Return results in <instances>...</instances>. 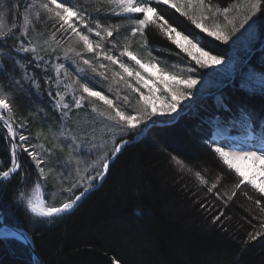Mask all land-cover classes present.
I'll return each mask as SVG.
<instances>
[{
	"label": "snow or ice",
	"instance_id": "6c2138e0",
	"mask_svg": "<svg viewBox=\"0 0 264 264\" xmlns=\"http://www.w3.org/2000/svg\"><path fill=\"white\" fill-rule=\"evenodd\" d=\"M160 6L174 9L201 33L224 44L246 25V34L257 38L258 19L254 18L264 13V0H239L225 7L213 0H16L14 5L0 4V9L7 7V13L14 12L21 21L7 27V13L0 11V127L5 130L4 138L10 145V162L0 167V182H6L0 183V188L17 180V204L24 202L26 214L54 220L70 213L94 182L107 175L111 163L129 142L124 137L142 125L148 126L149 121L175 122L195 104L209 77L225 63L223 56L206 50L200 40L172 25L159 10ZM110 17H118L122 22H112ZM122 29L127 31L123 42L118 39ZM153 29L163 34L179 50L177 55L183 53L191 64L177 72L173 69L179 65L169 67L154 56L149 43V32ZM132 43L144 49L143 55L132 50ZM89 54L96 63L88 58ZM71 64L76 65L74 72L69 70ZM209 68L214 71H201ZM89 71L93 77L88 76ZM109 72L111 81L107 91H115L114 98L95 87L94 77L109 80ZM113 85L117 87L114 89ZM261 92L264 93V77ZM43 93L47 94L46 102L39 100ZM17 94L43 104V108L32 109L35 117L52 125L48 118L51 112L62 126L58 133L49 127L51 147L30 143V136L25 134L28 120H17L15 116ZM97 102H102L104 108H98ZM220 107L229 116L227 120L217 117L218 121L232 129H243L242 139L221 143L210 136L208 143L222 164L234 173L235 183L230 191L220 193L217 189L221 177L209 182L200 172L195 176L208 194L222 199L225 205L243 186H250L258 194L257 207L264 213L260 199L264 198V116H258L246 106L233 112L222 100ZM84 108L104 122V135L111 139V147L94 126H90V135L76 133L73 110ZM42 134L38 133L36 139ZM117 136L120 138L116 139ZM24 154L36 171L34 192L39 193L49 182L55 188L58 182V203L48 204V197L24 191L30 179L21 163ZM176 163L184 167L181 161ZM221 216L223 212L215 215L214 221ZM260 236H264V220L260 230L251 233L248 240L255 241Z\"/></svg>",
	"mask_w": 264,
	"mask_h": 264
},
{
	"label": "trees",
	"instance_id": "16d2710c",
	"mask_svg": "<svg viewBox=\"0 0 264 264\" xmlns=\"http://www.w3.org/2000/svg\"><path fill=\"white\" fill-rule=\"evenodd\" d=\"M217 1L223 6L239 2ZM15 3L16 0H0L5 6ZM159 10L172 25L200 40L206 50L228 57V45L201 33L174 9L160 6ZM0 11L7 13V7ZM256 19L258 37L244 67L262 78L264 13ZM5 23L10 27L21 21L13 12L5 15ZM149 43L153 55L169 67L185 59L181 53L177 55L179 50L161 33L150 30ZM217 96L233 112L246 106L258 116H264L261 90H248L233 81L221 87ZM39 100L46 102L47 94L40 95ZM16 103V119L26 118L29 122L25 134L30 136V143L49 147L48 143L52 142L49 127L57 133L62 130L54 114L48 113L53 121L49 125L32 112L34 107L43 108V104L20 94L16 96ZM228 116L220 104L210 99L187 109L173 123H152L141 129L140 136L136 137L138 130L124 137L129 142L111 163L104 179L96 180L77 206L60 219L47 220L26 214L21 204H17V180H13L8 187L0 188L2 220L29 239L43 264H113V261L119 264H264V236L248 240L251 233L260 230L264 220V213L255 203L258 194L242 187L225 205L222 199L208 194L195 176L200 172L209 182L221 177L217 189L220 193L230 191L234 185V173L222 164L208 143L213 132L211 122L218 121L217 117L227 120ZM77 119L72 115L75 124ZM221 125L232 135L243 134V129ZM40 132L43 134L37 140ZM4 135L0 127V167L10 162V145ZM21 163L30 174L24 190L33 189L37 179L34 166L26 154ZM46 185L50 188L52 183L43 185L48 191ZM260 199L264 206V198ZM219 212L223 216L214 221ZM0 264L39 263L27 245L12 237H0Z\"/></svg>",
	"mask_w": 264,
	"mask_h": 264
},
{
	"label": "rangeland",
	"instance_id": "374dc122",
	"mask_svg": "<svg viewBox=\"0 0 264 264\" xmlns=\"http://www.w3.org/2000/svg\"><path fill=\"white\" fill-rule=\"evenodd\" d=\"M213 3L218 4L220 7L230 6V4H228V5L224 4V6H223L217 0H213ZM104 7H107V6H104ZM91 10L92 9L90 8V11ZM93 14L95 15L96 13L93 12ZM254 19H256V18H254ZM110 20L112 22H122V21H120V18H118V17H110ZM185 20L189 24H191V22L188 19L185 18ZM218 20H219V22L223 23L222 18H218ZM209 23H211V21H209ZM247 27L248 26L246 25L245 29H247ZM245 29H241L240 32H237L234 36L231 37L228 44H226L230 47V51H229L228 57H224L225 63L223 65L219 66L218 72H215L214 75L209 77L208 83H207L205 89L203 90L201 95L198 98H196V102L193 106H201L205 101L210 100V99L213 100L215 103L220 104L221 100L217 96V93L220 91L221 87H223L225 84L231 83L233 81H237L238 83H240V85L242 87H246L248 90H255V91L261 90V77L251 73L249 70H246L244 67L247 59L251 56V54L253 52L252 44L256 41V38H253V37L246 34ZM153 31L156 33H160L158 30H155V29H153ZM126 35H127V31L125 29H122V34L118 37V39H120V41L123 42L124 36H126ZM211 38H213V37H211ZM181 43H184L185 46H187V43L185 41H181ZM132 50L137 51L143 55V52H142L141 48L137 45V43H132ZM193 51H195V50L193 49ZM181 55L184 56L183 53H181ZM88 58L92 59L93 63H96L95 58L91 54L88 55ZM61 62H65V61L61 60ZM65 63L67 64L69 62H65ZM104 63H107V61H104ZM188 64H191V61H189L188 58L185 56V59H183V61H180L178 64H176V65H179V67H177L173 70L180 72L181 69L184 68ZM81 67H86V66L81 64ZM75 68H76V65L71 64L69 67V70L74 72ZM201 71L202 72H213L214 70L209 68V69H205V70H201ZM184 74L187 75V72L185 71ZM88 76L93 77L94 74L89 71ZM108 76H109V80H102L99 76H95L94 77L95 87L97 90H101L104 94L108 95L109 98H114L115 97V91H113V92L107 91L108 85L111 81V72L108 73ZM116 87H117L116 85H113L114 89ZM119 87L121 89V92H123V85L121 84V85H119ZM117 103H119V101ZM183 103L188 104V103H190V101H184ZM97 107L103 109L104 105L102 104V102H97ZM182 107H183V105H182ZM74 116H75V118L78 117L77 124H76V133L78 135L83 136L85 134V132H88L90 135L91 134L90 126H94L98 134L104 135V122L95 113H92L89 108L77 110V113L74 114ZM154 119H157L159 121L160 118H154ZM150 124H152V121L148 122V126ZM157 124H159V122H157ZM145 127L146 126L142 125L138 129L139 132L141 131V129H144ZM211 127H212V131H213L212 136L215 137L221 143L237 142L240 139H242V136L230 134L228 128L221 125L217 120H213L211 122ZM142 133L143 132H140L136 137L140 136ZM119 138H120L119 136L116 137V139H119ZM104 142L107 143L109 147H111V139L108 138V135H104ZM48 144H49V147H51V142H49ZM68 179L70 181L72 178L70 177ZM98 181L100 182L102 180H97V182ZM233 181H235V176H234ZM243 187H244V189H247V190L251 189L250 186H243ZM34 188L30 189V190H24V191H27L33 195H40L41 198H45L47 193H48V195H49L48 196L49 201L47 199L48 204L59 202L60 193H59V183L58 182H57L55 188H53V186H50V188L48 187V191L43 186L41 188L40 192L36 193V192H34ZM20 204L25 209L24 202H21ZM31 215H33V214H31ZM0 219L2 220L1 214H0ZM2 222H3V220H2ZM3 224L5 225L4 222H3ZM2 229H3V227L0 228V231ZM6 235H9V236H6ZM10 235H12V231L8 226L0 232V237H2V238L11 237Z\"/></svg>",
	"mask_w": 264,
	"mask_h": 264
},
{
	"label": "water",
	"instance_id": "95a60500",
	"mask_svg": "<svg viewBox=\"0 0 264 264\" xmlns=\"http://www.w3.org/2000/svg\"><path fill=\"white\" fill-rule=\"evenodd\" d=\"M0 224L2 225L3 228H6L7 227L6 225L3 224V222H2L1 219H0ZM10 229L12 231V235H10V236L12 238H15V239L19 240L23 244L27 245L31 249V251L33 253V256L38 260V263L39 264H43L42 261L40 260L39 256H38V254L34 250L33 246L31 245L29 239L24 234H22L21 232L15 230V229H12V228H10ZM14 234L18 235V237L15 236ZM6 236H9V235H6Z\"/></svg>",
	"mask_w": 264,
	"mask_h": 264
},
{
	"label": "bare ground",
	"instance_id": "6f19581e",
	"mask_svg": "<svg viewBox=\"0 0 264 264\" xmlns=\"http://www.w3.org/2000/svg\"><path fill=\"white\" fill-rule=\"evenodd\" d=\"M1 128H2V127H1ZM2 129H3V128H2ZM3 130H4V129H3ZM4 131H5V130H4ZM4 229H5V228H3L2 230H4ZM2 230H1V231H2ZM1 231H0V232H1ZM10 233H11V232H10ZM14 235L18 237V235H16V234H14Z\"/></svg>",
	"mask_w": 264,
	"mask_h": 264
}]
</instances>
